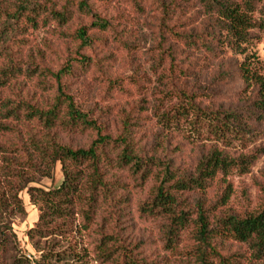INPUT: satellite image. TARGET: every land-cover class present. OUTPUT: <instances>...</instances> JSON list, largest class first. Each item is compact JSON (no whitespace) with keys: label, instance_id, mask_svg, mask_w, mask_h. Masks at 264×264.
Listing matches in <instances>:
<instances>
[{"label":"trees","instance_id":"trees-1","mask_svg":"<svg viewBox=\"0 0 264 264\" xmlns=\"http://www.w3.org/2000/svg\"><path fill=\"white\" fill-rule=\"evenodd\" d=\"M127 1L128 13L122 8ZM260 3L0 0V264H31L21 254L11 227L13 219L24 214L19 197L23 190L38 206L31 232L35 236H60L78 227L93 237L97 264H154L144 256L129 218L131 188L149 181L138 213L156 223L165 250L184 241L185 264H264V183L258 187L256 208L241 213L227 208L232 197L227 178L248 174L256 156H231L223 150L228 136L241 140L253 125L264 124V73L242 64L239 76L252 88V97L234 110L202 109L195 94L179 82L181 76L184 81L190 77L189 68L183 67L186 59L175 63L174 57L177 44L186 56L196 52L217 56L220 47L242 53L251 40L252 16ZM195 4L208 20L200 33L185 25L186 13ZM148 17L155 28L156 68L165 81L149 91L156 95L152 115L164 129L177 114L188 117L192 111L194 120L206 119V132L215 140L192 171L177 165L162 143H145L139 135L140 118L134 111H146L148 91H140V96L136 91L137 102L116 114L88 105L82 95L84 87L96 83L105 92L129 95L123 80L110 72L113 56L106 47L126 45L123 36H128L132 20ZM44 29L56 35L59 51L34 42L30 33ZM93 71L96 76L84 83V76ZM63 136H87L90 141L85 147H72L62 142ZM56 163L63 178L57 189L29 187L36 177L49 178ZM211 187L216 193L210 198ZM228 241L244 250L230 253ZM68 255V262L76 259L73 263H82L85 257ZM44 258L47 264L64 261L49 253L41 254L35 264H44Z\"/></svg>","mask_w":264,"mask_h":264},{"label":"rangeland","instance_id":"rangeland-1","mask_svg":"<svg viewBox=\"0 0 264 264\" xmlns=\"http://www.w3.org/2000/svg\"><path fill=\"white\" fill-rule=\"evenodd\" d=\"M193 3V1L191 2ZM128 13L130 10L129 1L122 7ZM195 4L194 9H188L186 16V29H195L196 33L202 32L208 20L204 13L198 11ZM133 16V15H132ZM255 27L251 30V40L243 47L242 53L220 47L217 56L208 53H194L186 56V50L179 44L175 45V63L186 59L183 67L189 68L190 77L184 81L181 76L180 84L186 85V90L192 94L195 101L202 109L216 111L219 108L234 110L242 106L252 97L253 90L246 87L239 76V68L242 64L250 65V68L258 73H264V0L256 6L253 14ZM133 18V17H132ZM76 25V22L73 26ZM150 17L132 20L128 27V36H123L126 45L119 42L116 45L110 44L106 47V52L113 56L110 72L112 75L123 80L125 90L129 95H116L114 91L105 92V87L100 83L90 84L83 88L82 95L85 103L95 107L101 112L106 109L111 114L118 111L129 110L137 102V92L146 90L144 93L148 104L146 111L138 113L139 116L138 133L145 143H162L161 148H167L169 156L182 169L192 171L195 168L198 157L205 152L208 147L215 142L206 132L208 125L205 118L194 120L193 112L190 111L188 117L181 114L176 115V120L169 127L162 128L157 119L152 115V105L155 96L149 95V91L158 89L165 81L160 69L156 68L158 57L152 52L155 44V28ZM180 31V29H179ZM34 42L49 45L52 51L61 49L57 37L51 29L39 30L30 33ZM156 36V35H155ZM182 49V52H179ZM195 74V78L192 76ZM95 75L89 72L84 76L83 81L88 82ZM96 76V75H95ZM176 101L174 100L173 103ZM144 107V105H143ZM172 108H178L176 105ZM169 109V108H168ZM168 111V110H166ZM201 122V123H200ZM200 123V124H199ZM195 124H198L195 126ZM253 130L244 139H232L228 136L223 143V150L231 156L240 153L254 154L256 160L246 175L231 174L227 178L228 184L232 188V197L227 205L233 212L241 213L252 210L260 202L259 186L264 183V124L253 125ZM90 139L87 136H63L62 142L70 144L72 147H85ZM60 165L55 164L49 178H35V183L29 187H35L43 191L54 190L62 182ZM132 184H130L131 186ZM150 181L142 188H131L129 218L133 225L134 237L142 243L144 256L150 263L154 264H185L186 243L182 241L175 249L165 250L156 223L138 213L140 202L144 199ZM216 193V188L211 187L208 197ZM19 197L23 204L24 214L15 217L12 221V231L15 234L18 248L21 254L35 264L41 260V254H58L64 261L61 264H97L92 252V236L87 232H82L80 228H68L62 235H54L47 238H39L33 233L38 221V206L29 201L26 190L20 192ZM234 253L244 248L232 241L227 242V251ZM85 254L82 263H76L74 259L68 262V254ZM48 260H43L47 264ZM52 263V262H51Z\"/></svg>","mask_w":264,"mask_h":264}]
</instances>
